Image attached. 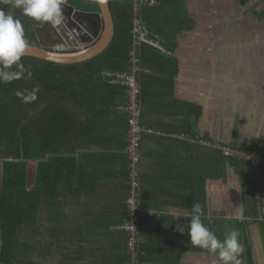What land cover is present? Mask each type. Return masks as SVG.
<instances>
[{
  "label": "crops",
  "instance_id": "crops-1",
  "mask_svg": "<svg viewBox=\"0 0 264 264\" xmlns=\"http://www.w3.org/2000/svg\"><path fill=\"white\" fill-rule=\"evenodd\" d=\"M62 2L100 11L76 6L97 0ZM81 21L99 29L95 16ZM143 21L156 43L149 45L160 52L145 60L138 55L136 71L147 129L139 176L140 204L149 210L142 219L143 264H222L177 231L184 225L187 231L194 203L219 239L239 231L241 264H264V166L227 157L217 146L264 154V0H156ZM34 27L38 43L47 27L55 30L48 43L64 44L49 22ZM130 63L133 71L131 56ZM108 72L126 71L105 72L107 81ZM126 93L109 94L89 129L75 121L73 177L61 181L56 204L44 199L37 221L25 226L30 249L23 258L20 246L16 264H131L121 228L131 188ZM1 247L0 219V255Z\"/></svg>",
  "mask_w": 264,
  "mask_h": 264
},
{
  "label": "trees",
  "instance_id": "trees-1",
  "mask_svg": "<svg viewBox=\"0 0 264 264\" xmlns=\"http://www.w3.org/2000/svg\"><path fill=\"white\" fill-rule=\"evenodd\" d=\"M159 1L164 3V0ZM109 3L116 30L112 43L104 52L77 64L22 57L21 63L27 69L23 78L11 83L0 82V157L26 159L4 162L3 187L0 190V261L4 264H16L23 226L37 221L44 199L48 206L56 204L61 181L65 176L73 177L75 121L78 119L80 127L86 124L89 129L91 122L101 116V108L109 94L115 98H122L125 94V87L109 83L105 72L130 71L134 19L132 0H109ZM3 5L0 4V9ZM8 5L15 13L23 15L21 9ZM76 6L99 9L97 4L85 2H78ZM147 6L144 5L140 11L142 21ZM20 16L14 17L21 21L29 43L38 44L34 26L39 21L27 16L21 19ZM148 30L152 35V29ZM138 48L141 60L149 55H160L147 43ZM28 71L32 73L30 77ZM35 88L39 91L34 101H25L16 95L17 92L27 95ZM48 154L52 155L46 158ZM29 160H39L37 186L31 191L27 186ZM138 261L143 263V255Z\"/></svg>",
  "mask_w": 264,
  "mask_h": 264
},
{
  "label": "clouds",
  "instance_id": "clouds-1",
  "mask_svg": "<svg viewBox=\"0 0 264 264\" xmlns=\"http://www.w3.org/2000/svg\"><path fill=\"white\" fill-rule=\"evenodd\" d=\"M9 3L21 9L25 16L35 21L49 22L53 26L63 22L62 0H0V4ZM29 46L21 21L0 9V82L11 83L23 78L27 69L21 60ZM31 75V71H28V76ZM38 91L39 88H35L27 95L21 92H17L16 95L25 101H34ZM191 211L187 231H185V225L177 226V231L181 234L186 233L193 246L207 250L222 264H241L240 256L245 248L240 241L239 231L233 228L221 240L204 224L202 219L204 213L200 203H194Z\"/></svg>",
  "mask_w": 264,
  "mask_h": 264
},
{
  "label": "built area",
  "instance_id": "built-area-1",
  "mask_svg": "<svg viewBox=\"0 0 264 264\" xmlns=\"http://www.w3.org/2000/svg\"><path fill=\"white\" fill-rule=\"evenodd\" d=\"M156 0H132L136 16L144 5H154ZM133 49L130 52L131 61L134 65L133 71L130 72H108L106 75L108 81L112 84L122 85L126 88L128 99L121 106L129 112L130 137L126 146V152L130 157L129 171H130V196L127 200V214L128 218L122 223L121 228L126 231L128 237V248L131 253V264L139 263L138 259L143 255L141 244L143 242L142 236V219L149 210L143 208L140 204L139 188H140V161L142 156L141 141L142 133L147 129L142 124V103H141V86L136 77L138 71L139 57L137 54V47L142 43L153 44V40L149 37V30L142 23L138 17H134L133 26ZM208 144H214L211 140H203ZM217 144V143H216ZM217 146L222 150L223 154L230 158L245 159L256 165L264 166L263 152H255L251 149H242L239 147H232L218 143Z\"/></svg>",
  "mask_w": 264,
  "mask_h": 264
},
{
  "label": "water",
  "instance_id": "water-1",
  "mask_svg": "<svg viewBox=\"0 0 264 264\" xmlns=\"http://www.w3.org/2000/svg\"><path fill=\"white\" fill-rule=\"evenodd\" d=\"M100 11L89 13L77 10L73 5L62 2L63 22L54 26L61 34L64 44L57 39L45 43L40 39L38 44H30L23 57H33L60 64H77L104 52L115 36V20L109 0H97ZM95 16L99 29L85 26L82 16ZM25 158L0 157V190L3 187L4 162L25 161ZM39 160H29L27 166V186L34 190L37 186Z\"/></svg>",
  "mask_w": 264,
  "mask_h": 264
},
{
  "label": "rangeland",
  "instance_id": "rangeland-1",
  "mask_svg": "<svg viewBox=\"0 0 264 264\" xmlns=\"http://www.w3.org/2000/svg\"><path fill=\"white\" fill-rule=\"evenodd\" d=\"M2 9L6 12V13H8V14H11V15H13V16H16V17H19L20 16V12H17V13H15V11H14V9H12L8 4H5V5H3L2 6ZM21 17V19H24L25 18V15L23 14L22 16H20ZM48 35H47V34ZM44 34H45V36H44ZM58 35H61L60 33H58L57 34V36ZM40 36H42V33L40 34ZM43 36L45 37H43V38H41L42 40H43V42H49L47 39H46V37L47 38H49V37H52V33L50 32V31H48V32H44L43 33ZM40 42V41H39ZM4 156V155H3ZM32 236V233L27 229V227H23L22 228V230H21V235H20V241H21V245H19V248H20V246H21V250H22V253H23V258H26V256H27V252H28V250L30 249V245L29 244H27L29 241H31V237ZM41 241V240H40ZM39 252H41V250L39 251ZM38 252V253H39ZM29 257L31 256L30 254L28 255ZM39 256V255H38ZM35 257H37V255H35ZM41 257V256H40ZM41 258H43V257H41Z\"/></svg>",
  "mask_w": 264,
  "mask_h": 264
},
{
  "label": "flooded vegetation",
  "instance_id": "flooded-vegetation-1",
  "mask_svg": "<svg viewBox=\"0 0 264 264\" xmlns=\"http://www.w3.org/2000/svg\"><path fill=\"white\" fill-rule=\"evenodd\" d=\"M40 31H43V33L44 32H48V31H50L51 33L53 32V31H55V30H50V28L48 29L47 27H44V28H42Z\"/></svg>",
  "mask_w": 264,
  "mask_h": 264
}]
</instances>
